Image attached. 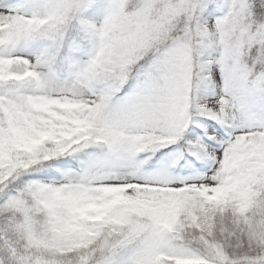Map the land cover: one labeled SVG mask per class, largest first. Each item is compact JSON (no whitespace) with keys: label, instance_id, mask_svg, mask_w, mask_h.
Returning <instances> with one entry per match:
<instances>
[{"label":"snow or ice","instance_id":"1","mask_svg":"<svg viewBox=\"0 0 264 264\" xmlns=\"http://www.w3.org/2000/svg\"><path fill=\"white\" fill-rule=\"evenodd\" d=\"M0 264H264V0H0Z\"/></svg>","mask_w":264,"mask_h":264}]
</instances>
